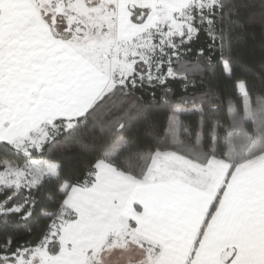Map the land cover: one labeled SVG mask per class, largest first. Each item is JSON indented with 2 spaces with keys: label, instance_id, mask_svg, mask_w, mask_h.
<instances>
[{
  "label": "snow or ice",
  "instance_id": "obj_1",
  "mask_svg": "<svg viewBox=\"0 0 264 264\" xmlns=\"http://www.w3.org/2000/svg\"><path fill=\"white\" fill-rule=\"evenodd\" d=\"M0 264H264V0H0Z\"/></svg>",
  "mask_w": 264,
  "mask_h": 264
}]
</instances>
